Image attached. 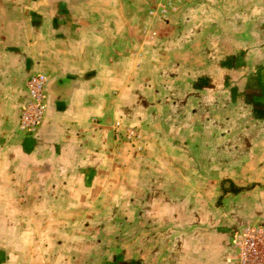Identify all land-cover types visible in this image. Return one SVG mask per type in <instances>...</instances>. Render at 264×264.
<instances>
[{"label":"crops","instance_id":"crops-1","mask_svg":"<svg viewBox=\"0 0 264 264\" xmlns=\"http://www.w3.org/2000/svg\"><path fill=\"white\" fill-rule=\"evenodd\" d=\"M172 5L0 0V264L238 263L264 221V0Z\"/></svg>","mask_w":264,"mask_h":264},{"label":"built area","instance_id":"built-area-1","mask_svg":"<svg viewBox=\"0 0 264 264\" xmlns=\"http://www.w3.org/2000/svg\"><path fill=\"white\" fill-rule=\"evenodd\" d=\"M168 7H172L173 0H166ZM45 77H33L29 83L30 100H28L21 119L22 129L24 131L33 132L40 125L45 113V95L44 84ZM120 123L116 125V133L120 134ZM139 135L135 129H127L125 138L133 140ZM238 250L237 264H264V221L258 226L246 228L238 237L236 242Z\"/></svg>","mask_w":264,"mask_h":264},{"label":"rangeland","instance_id":"rangeland-1","mask_svg":"<svg viewBox=\"0 0 264 264\" xmlns=\"http://www.w3.org/2000/svg\"><path fill=\"white\" fill-rule=\"evenodd\" d=\"M72 255H84L85 254V251L87 252L88 255H93V253L96 251V244L95 243H87V244H84L82 247H81V252L79 251V246L77 244L75 245H72ZM233 247V245H232ZM234 250V247L233 249ZM84 252V253H83ZM83 253V254H82ZM86 254V255H87ZM233 264V262H232Z\"/></svg>","mask_w":264,"mask_h":264}]
</instances>
